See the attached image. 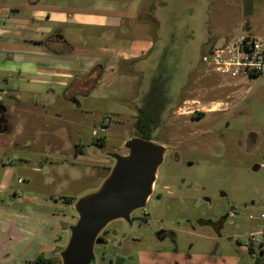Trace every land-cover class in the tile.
<instances>
[{
	"label": "rangeland",
	"instance_id": "1",
	"mask_svg": "<svg viewBox=\"0 0 264 264\" xmlns=\"http://www.w3.org/2000/svg\"><path fill=\"white\" fill-rule=\"evenodd\" d=\"M124 1L0 0V29L7 32L0 37V105L16 118L15 131L0 136V264H27L32 256L46 253L62 264L60 254L54 252L67 243L75 214L66 203L101 186L109 175L102 159H111L113 165L116 155L126 153V143L136 137L133 101L138 93L140 98L146 95L153 79L160 77L168 82L176 102L159 140L171 146L179 143L166 155L146 208L135 212L130 224L116 221L108 227L119 233L108 244L96 245L93 264L145 252L167 254L175 248L193 263L202 264L210 257L217 264L229 258L252 264L254 258L244 245L264 228V76L229 83L208 76L202 58L242 33L264 36V0H257L253 16L247 18L242 0H161L157 34H125L121 29L110 34L105 28L75 22L85 9L110 2L121 10ZM142 7L126 9L135 13L134 24L140 23L137 15L147 11L148 6ZM28 8L43 16L36 30L27 29L32 14ZM47 15L64 21H47ZM48 31L62 32L83 70L93 63L103 65L104 74L95 88L100 68L85 71L91 83L86 95L76 87V79L70 81V88L52 83L56 80L48 72L52 61L39 54L46 49L30 42L43 39L41 34ZM149 41L150 48L139 59L127 64L119 59V54ZM22 61L37 66L38 73L23 76ZM8 65L10 70H4ZM124 66L132 73H121ZM13 91L25 92L32 107L39 98L38 110L19 116L18 102L9 96ZM53 94L57 97L49 99ZM232 95L226 114L211 115L210 109L220 108ZM63 97L75 98L79 104ZM198 113L205 114L202 121L196 120ZM34 123L44 124L46 132L33 134ZM54 132L65 137L60 140ZM251 135L258 137L255 145L248 143ZM65 144L82 149V159L62 152ZM88 148L102 159L90 158ZM10 197L16 199L14 204ZM145 211L147 224L134 220ZM216 225L221 226L219 231ZM161 230L173 232L175 242L159 241ZM11 234L17 243L10 240ZM255 250L252 255L257 258L264 242Z\"/></svg>",
	"mask_w": 264,
	"mask_h": 264
},
{
	"label": "water",
	"instance_id": "2",
	"mask_svg": "<svg viewBox=\"0 0 264 264\" xmlns=\"http://www.w3.org/2000/svg\"><path fill=\"white\" fill-rule=\"evenodd\" d=\"M257 0H242L243 17H252ZM7 116V127L0 134L13 131L6 108L0 105V117ZM126 153L116 155L109 175L95 191L71 203L76 223L69 229L67 246L60 253L62 264H91L100 236L116 221L132 222L135 212L146 208L154 195L158 171L170 148L153 141L131 138Z\"/></svg>",
	"mask_w": 264,
	"mask_h": 264
},
{
	"label": "crops",
	"instance_id": "3",
	"mask_svg": "<svg viewBox=\"0 0 264 264\" xmlns=\"http://www.w3.org/2000/svg\"><path fill=\"white\" fill-rule=\"evenodd\" d=\"M162 2L161 0L157 1L154 4V7L152 9L148 7H150L149 4V0H131V2H129L128 0H125L124 3L121 5V10H119L117 5H114L112 3H107L105 4L102 8H91V9H85L84 11H82L79 15H77L75 18V22L76 24H81L84 26H97V27H101V28H105L108 31H110V34H117V29H121L125 34H130L131 31L134 33V31H139V33H146V34H157L155 30H157V24L159 21L157 12L159 7H161ZM92 6V5H91ZM141 7L145 8L147 7V11L145 12H141L140 14L137 15V17H139V21L140 23H136L134 24V21H136V15L135 13H131L129 14V12H127L128 10H126L128 7L129 8H134V7ZM30 10L29 13H32L30 16V20H29V27L27 29L31 27H35L36 30V23L39 22L38 20H43V16L38 12V9H29ZM131 10V9H130ZM7 12V11H6ZM34 12V13H33ZM127 12V13H126ZM8 13V12H7ZM129 14V15H128ZM125 15L127 16V18L125 17ZM71 16V15H70ZM47 21H58V22H62L64 21V17L61 16H50L47 15L46 18ZM44 21V20H43ZM1 25V24H0ZM56 32H60V31H56ZM56 32H47V34H41V36H44L43 39L40 40H36L33 41L31 40V43H39L38 45L40 47H42L43 42L50 37L51 34H54ZM7 34V32H5L4 30L0 29V37L2 35ZM59 34H62V32H60ZM63 35V34H62ZM112 37V36H111ZM114 37V35H113ZM151 46L150 41L149 42H140L138 43L135 47L132 48V50L128 51V52H123L121 54H119V59L121 61H134L136 59H139L141 56H143L146 52L147 49H149ZM43 48V47H42ZM39 54H42L41 56L44 57H48V59L50 58L52 61V69H48L49 73H52L53 75L56 76V80H53L52 83H54L55 87L58 85H60L62 88H66V87H70V81L73 79H76L75 77H82V75L86 76L87 72H90L91 69L93 68V65H90L89 67H84V70L81 68V66L79 65V62L77 60V58H75V53L72 49H70L69 51H67L66 53H61V54H54L49 50H45L40 52ZM22 65L20 67L21 69V73L23 74V76H28V77H33L38 73V69L37 66L36 68L31 67L32 64H27L25 62H20ZM4 70L6 68V70H10L9 65L8 66H4L3 67ZM113 70V69H112ZM87 71V72H85ZM107 72V69H106ZM105 72V73H106ZM27 80H22V82H25ZM49 81V84H52ZM32 85H35V83H33ZM38 85V84H37ZM30 94H34L33 91H30ZM10 98H13L15 100H17L18 102V108L21 111V114L19 116H21L23 118V116H27L30 114V112L38 110L39 105L38 103L41 102V100L38 98L36 100L33 101V104L35 102V106H30L28 104V96L25 92H21L18 94L17 91H13L9 93ZM51 96H53L52 98H56L57 96L55 94L53 95H49L48 98L50 99ZM65 100H67L66 97H63ZM46 100V99H44ZM4 106V105H3ZM6 108V112L8 117L10 118V125L13 128V131L11 132V134L15 131V124H16V118H14L10 112L9 109L4 106ZM45 110V109H44ZM8 126V125H7ZM5 127L2 130H0L1 132L9 129V127ZM32 128V133H38V134H44L47 130V128L44 126V124H40V123H34L31 126ZM9 134V135H11ZM37 134V135H38ZM5 134H0V136H3ZM9 135H5V136H9ZM54 135H57L58 138L60 140H63L62 138L65 137L63 134H58V132H54ZM40 140V139H39ZM68 143V142H65ZM66 145V149H64L65 151L62 152H67V153H71L74 155L75 159H82L81 158V154H82V149H77V150H73L71 146H69L68 144ZM88 154V153H87ZM89 155V154H88ZM90 158L94 159V160H98L101 158H95L90 156ZM104 163H105V169L111 170V162L107 161L106 159H104ZM94 162H98V161H94ZM105 179V178H104ZM104 179L102 180V182L104 181ZM101 182V183H102ZM11 198V197H10ZM14 198V197H13ZM11 198V203L14 204V201H16V199ZM70 201H68L66 204L67 205H71V203H69ZM76 223V218L74 216H72V223L69 224L68 228L70 229L72 225H74ZM69 229H68V241H69V237H70V233H69ZM10 240L15 244L18 242V239L11 234L10 236ZM67 243L62 246L60 249L64 248L67 246ZM63 249V250H64ZM59 250V249H58ZM62 250V251H63ZM39 255L41 254H37L35 257L32 256V258H30L27 262V264H29L30 262L34 261ZM202 264H217V263H212L210 261H208L207 259L202 260L201 261ZM221 264H240V261L237 260L236 258H229L227 260L222 259L221 260ZM199 264L198 260L195 261L194 263L192 262V259L190 260H182L181 256L177 255L176 257H171L168 254H159L156 257H147V256H143L141 257V264Z\"/></svg>",
	"mask_w": 264,
	"mask_h": 264
},
{
	"label": "built area",
	"instance_id": "4",
	"mask_svg": "<svg viewBox=\"0 0 264 264\" xmlns=\"http://www.w3.org/2000/svg\"><path fill=\"white\" fill-rule=\"evenodd\" d=\"M208 76L227 82L264 76V36L250 32L227 40L221 47L203 56ZM105 133V129H102ZM264 219V215L261 216ZM264 242V228L253 233L248 241L252 249Z\"/></svg>",
	"mask_w": 264,
	"mask_h": 264
},
{
	"label": "flooded vegetation",
	"instance_id": "5",
	"mask_svg": "<svg viewBox=\"0 0 264 264\" xmlns=\"http://www.w3.org/2000/svg\"><path fill=\"white\" fill-rule=\"evenodd\" d=\"M60 32H56L54 34H51L50 37H48L42 44V47L45 48L46 50H49L51 51L52 53L54 54H61V53H66L67 51H69L71 49L70 45L68 44V42L65 40L64 36L62 34H59ZM87 48V46H86ZM97 68H100L101 71L105 70L103 65L100 63V62H97L96 64H94L93 68L91 69V71H95ZM103 73V72H102ZM94 74V73H93ZM104 74V73H103ZM102 74V76H103ZM87 76V75H86ZM85 77V76H84ZM102 78V77H101ZM96 80V78H95ZM230 83V82H229ZM76 87L78 88V90H80V92L83 93V95H86L87 91H88V87L90 88V81H88V79H77V83H76ZM81 84V85H80ZM89 84V86H88ZM96 84H95V81H94V84H93V88H95ZM71 87V85H70ZM69 87V88H70ZM230 87V86H228ZM236 86L233 85V87H231L232 89L235 88ZM233 92V91H232ZM234 95V94H233ZM233 95L230 97H228L227 101L226 102H223V103H220V108H218V106H216L215 108L213 107L212 109L209 110L210 113H212L211 115H215V114H226V112L232 107V103L230 102L232 100V97ZM91 96V95H90ZM89 95L87 97H90ZM67 98V101L68 102H71L72 104H79V101L75 98H72V99H68ZM223 107V108H222ZM198 118H196V120L198 121H202L203 117H205V114L203 113H198L197 114ZM7 116L5 114H3L1 117H0V130H2L3 128H5L7 126ZM258 141V137L256 135H251V137L249 138L248 140V143L251 145H255ZM156 143H160V144H163L167 147H169L170 149L174 148V146H176L178 143H175L173 146L171 145H168L167 142H163V141H159V142H156ZM103 144V143H102ZM174 150V149H173ZM96 150L94 148H88L87 149V153L91 156H94L95 158H99L97 155H96ZM102 159V158H101ZM104 160V159H102ZM107 161L109 162H112L111 159H106ZM259 167H257L256 169H258ZM207 202H210L209 199H205ZM148 212H144V215L140 218H136L134 217V220H138V222L140 224H147L149 222V219H148ZM251 219L252 216L250 217ZM219 229H221V226L220 225H216V230L219 231ZM126 230L122 231V236L123 237H126ZM119 233V232H118ZM117 231L115 230H112V229H106V231L100 236V239L98 241V243L100 245H103V244H108L111 240L109 239L111 236L112 238L113 237H116V235L118 234ZM175 234H173V232L169 231V230H161L160 233L157 235V238L159 241H163V240H166L167 238H170L172 240V242H175ZM97 243V244H98ZM245 248L248 252V254L254 258L253 261H252V264L255 263V260H258V259H264L263 254H261V252L259 253L260 256L255 258V255L252 253H256V250L255 249H252L251 247H249L250 245L248 243H246L245 245ZM64 248L62 249H59L58 251H55L54 254H60L62 252ZM49 253H46V255H39L38 257L40 256H43L45 259H53V260H57L56 257H50V255H47ZM159 254H164L162 252H157V253H153V252H145V253H142L140 254L138 257H134V256H118L116 258H113L110 260L109 264H141V257L143 256H147V257H156L158 256ZM168 255L170 254L171 257H176L177 255L181 256L182 260H190L191 257L189 255H181L179 253V251H177V249H172L170 253H167ZM262 255V256H261ZM37 257V258H38ZM37 258L30 262L29 264H34L37 260ZM104 260V256L101 258V261ZM208 261L212 262V263H216L214 262L215 259L213 258H208L207 259ZM96 261V257H95V260L91 262V264L95 263ZM102 263V262H101ZM158 264V263H157Z\"/></svg>",
	"mask_w": 264,
	"mask_h": 264
},
{
	"label": "trees",
	"instance_id": "6",
	"mask_svg": "<svg viewBox=\"0 0 264 264\" xmlns=\"http://www.w3.org/2000/svg\"><path fill=\"white\" fill-rule=\"evenodd\" d=\"M159 0H149L150 9L154 7V4ZM154 10V9H153ZM127 61H124V63ZM123 65V63L121 64ZM121 73H132L126 69V67L120 68ZM102 71L99 73L98 80H95V84L101 80ZM77 78V77H75ZM85 76L81 79H88ZM167 81L162 77L154 78L150 91L146 95H142L140 98L139 93L134 99L136 121L134 128L136 130V137L147 141L159 142V134L167 124L169 116V109L172 107V103L175 101L170 95L168 90ZM176 102V101H175ZM70 201L69 203H72ZM264 254V251H261ZM34 264H57L53 259H45L43 256L37 258ZM254 264H264V259L255 260Z\"/></svg>",
	"mask_w": 264,
	"mask_h": 264
}]
</instances>
